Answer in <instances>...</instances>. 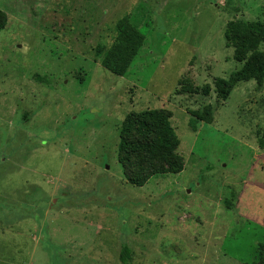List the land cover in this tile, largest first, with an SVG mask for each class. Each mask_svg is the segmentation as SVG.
Wrapping results in <instances>:
<instances>
[{"label": "rangeland", "instance_id": "374dc122", "mask_svg": "<svg viewBox=\"0 0 264 264\" xmlns=\"http://www.w3.org/2000/svg\"><path fill=\"white\" fill-rule=\"evenodd\" d=\"M0 10V264H124L125 243L130 264H259L264 82L223 100L214 81L243 66L229 23L263 20L264 0H0ZM125 16L146 39L119 76L101 59ZM207 84L209 96L182 90ZM209 104L214 121L194 131L191 111ZM147 109L170 114L180 173L120 152L129 114Z\"/></svg>", "mask_w": 264, "mask_h": 264}, {"label": "trees", "instance_id": "16d2710c", "mask_svg": "<svg viewBox=\"0 0 264 264\" xmlns=\"http://www.w3.org/2000/svg\"><path fill=\"white\" fill-rule=\"evenodd\" d=\"M1 12V10H0ZM0 31L7 26L8 17L2 13ZM225 38L230 46L235 48L234 58L243 62L241 69L233 72L228 78H215L214 90L217 95L227 100L233 89L242 81L257 79L258 85L264 82V51L260 45L264 44V19L244 20L229 23L225 31ZM146 35L136 26L131 18L125 16L117 24V42L111 46L102 56V65L112 73L123 76L127 73L133 60L138 55ZM182 90L190 93L201 91L205 96L211 94V86L205 85L202 89L192 85L182 86ZM190 124L197 131L201 122L212 123L214 121V109L209 104L195 111H191ZM135 133L140 139L128 142L127 136ZM122 139L119 144L120 152H144L152 159H157L168 164L163 173H180L183 170L176 148L180 145V138L170 121V114L163 109H147L139 113H130L121 128ZM264 147V142H260ZM148 176L135 182L138 186H144ZM232 194L235 191L232 189ZM234 197V196H233ZM226 207L237 212L234 200L225 199ZM259 264H264V242L259 244ZM121 260L124 264H130L132 250L128 244H123Z\"/></svg>", "mask_w": 264, "mask_h": 264}]
</instances>
